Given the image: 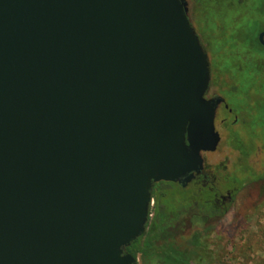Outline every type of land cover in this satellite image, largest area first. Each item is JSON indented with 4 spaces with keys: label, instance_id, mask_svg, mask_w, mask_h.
<instances>
[{
    "label": "water",
    "instance_id": "obj_1",
    "mask_svg": "<svg viewBox=\"0 0 264 264\" xmlns=\"http://www.w3.org/2000/svg\"><path fill=\"white\" fill-rule=\"evenodd\" d=\"M186 10L0 0V264H139L154 185L190 183L221 142Z\"/></svg>",
    "mask_w": 264,
    "mask_h": 264
},
{
    "label": "rangeland",
    "instance_id": "obj_2",
    "mask_svg": "<svg viewBox=\"0 0 264 264\" xmlns=\"http://www.w3.org/2000/svg\"><path fill=\"white\" fill-rule=\"evenodd\" d=\"M255 2L261 6L263 0H255ZM198 10L204 16L206 14L208 18L211 15L210 6L207 9L200 7ZM248 24L250 25V22ZM213 40L215 41V38ZM242 50L240 55L245 54L243 57L248 58L249 61L242 58L238 61L213 63L210 93L223 96L230 107L240 109L246 107L249 112L250 106L244 103V97L251 96L249 97L250 105L257 102L256 106L258 107V101L264 98V52L258 50L255 45L244 47ZM261 101L264 102V100ZM253 113L255 116L257 115L256 111ZM253 113H251V127L243 128L239 125V127H230L231 129L229 125H231L233 117L226 119V122L229 123L226 126L221 122L224 117L226 118L225 114L218 113L216 128L222 136V142L218 150L214 152L215 154L206 157L207 165L214 169L215 177L220 176L219 173L226 174L222 170L223 164H226L228 166L226 172L230 173L232 179L237 182L235 184L244 182L243 185L235 186L236 197L229 205V213L208 234V237H205L204 246L207 250L204 249L198 253L199 257L211 260L213 264H264V185L256 187L252 184L258 177L252 169L256 172L264 171V151L259 146L254 148V140H252V137L254 139ZM230 130L232 133L233 131L239 133L243 148L246 152L250 151V154H246L247 157L234 147V140H229L232 138ZM241 159L244 162L240 163ZM234 162L239 163L235 164ZM152 206H154V202ZM152 216L153 210L150 217ZM190 216L185 214L181 216V219L187 224ZM193 228H190L188 232L196 231L197 227ZM191 235L188 233V237Z\"/></svg>",
    "mask_w": 264,
    "mask_h": 264
},
{
    "label": "flooded vegetation",
    "instance_id": "obj_3",
    "mask_svg": "<svg viewBox=\"0 0 264 264\" xmlns=\"http://www.w3.org/2000/svg\"><path fill=\"white\" fill-rule=\"evenodd\" d=\"M184 2L187 5L186 11L190 24L193 27L205 53L208 56L211 71V80L213 63H225L236 60L238 61L242 58H244L245 61H249L248 58L243 57L245 56V54L240 55L243 52L242 48L247 46L255 45L258 50L260 49L264 52V46L262 45L260 39L261 34H264V0L261 6H259L258 2H255V0H184ZM209 6L211 7V15L208 18L206 14L204 13V16L198 10V8L203 7L207 9ZM248 22H250V25L248 24ZM214 38L215 41L213 40ZM216 49H218V51H216ZM211 90L212 87L210 82V87L206 94L207 99L222 98L224 100V102H222L218 107L215 124L217 122L218 113L220 114L221 112H223L226 116V118L224 117L221 120V122L226 126H228L229 124L226 122V119H230L231 117H233V121L231 125H229V128L238 125L239 120H241L242 116H252L251 113H253V108L254 106H256L257 102H254V105H250L249 97L251 96H246L243 99L246 105L251 106L250 111H252L250 113V111L248 112V110L230 107L223 96L217 95L215 93L211 94ZM245 100H247L248 102H246ZM230 131L232 138H229V140L232 141L233 133L232 130ZM211 154L215 153H204L203 156L205 159V163L203 171L199 175L196 174L195 178L185 186L179 182H161L179 184L183 188L194 186L198 190L205 189L209 193L210 199L208 201H205L202 204L196 202V206L190 208L191 216L188 223L191 225L192 229H194L193 227H197L196 230H201L202 228H204L205 221L212 218L211 215H209L210 207L212 206L218 208V212L215 211L216 213H214L213 218L215 222L217 221L218 224H220L224 219L223 218L220 220V212L228 208L229 205L233 203L236 197V188L230 187V180L232 179V177L230 173L226 172L228 171V166L226 164H223L222 170L226 174L219 173L220 176L215 177L213 173L214 169L210 168L209 165H207L206 157ZM246 154H250V151L246 152ZM252 171H254V169H252Z\"/></svg>",
    "mask_w": 264,
    "mask_h": 264
},
{
    "label": "trees",
    "instance_id": "obj_4",
    "mask_svg": "<svg viewBox=\"0 0 264 264\" xmlns=\"http://www.w3.org/2000/svg\"><path fill=\"white\" fill-rule=\"evenodd\" d=\"M261 100L257 99L259 107L254 106L257 115L254 114V139L252 137V140H254V148L259 146L264 151V102ZM244 110L248 109L245 107ZM250 118L242 116L238 125L235 126L239 127L240 124L243 128L251 127ZM233 140L234 147L247 157L243 144L240 142L239 133L233 131ZM243 160L245 161V158ZM244 161L240 160L241 163ZM254 174L258 177L252 182L253 186L263 187L264 171L256 172L254 170ZM230 181L231 188H236V185L244 183L235 184L237 182L234 179ZM152 196L155 204L150 209V215L153 210V216L149 219L148 230L144 236L127 247L125 252L133 255L140 264H213L211 260L199 257L198 253L204 249L207 250L204 240L218 225V222H215L213 218L218 208L209 206V215L212 218L205 221L204 228L193 231V233L188 232L191 225L188 222L185 224L181 219V216L185 214L190 215V208L196 206V202L202 204L208 201L209 193L205 189L198 190L194 186L183 188L179 184L159 183L154 185ZM228 213L229 207L221 211L220 220L225 218ZM188 233L192 234L191 237H188Z\"/></svg>",
    "mask_w": 264,
    "mask_h": 264
}]
</instances>
